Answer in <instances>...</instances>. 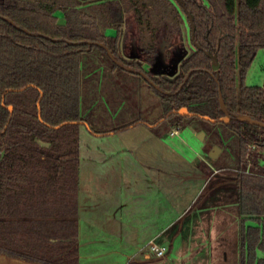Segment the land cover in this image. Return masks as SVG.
I'll use <instances>...</instances> for the list:
<instances>
[{"label":"trees","instance_id":"trees-1","mask_svg":"<svg viewBox=\"0 0 264 264\" xmlns=\"http://www.w3.org/2000/svg\"><path fill=\"white\" fill-rule=\"evenodd\" d=\"M181 1L195 25L192 49L179 13L161 8L159 0H0V252L42 264H79L80 126L88 82L82 55L94 47L108 55L83 44L95 42L147 75L165 121L205 130L225 147L239 172L241 264H264V129L222 123L219 103L221 89L232 117L264 122V85H245L264 48V0ZM125 15L149 71L121 58ZM208 53L218 56V82ZM166 60L173 76H158L156 66L165 68ZM183 108L188 115L179 114Z\"/></svg>","mask_w":264,"mask_h":264},{"label":"rangeland","instance_id":"rangeland-1","mask_svg":"<svg viewBox=\"0 0 264 264\" xmlns=\"http://www.w3.org/2000/svg\"><path fill=\"white\" fill-rule=\"evenodd\" d=\"M159 1L161 8L179 13L183 39L192 49L190 24L182 8L175 0ZM56 16L60 23L65 22L62 11H57ZM126 18L127 15L122 32H127L132 23V18L127 23ZM107 35L115 36L116 30H108ZM126 36V54L139 61L143 55L133 32ZM82 58L88 82L83 92L86 125L80 126V157L100 159L115 147L113 151H123L122 157L128 159L129 171L136 169L139 158V227L148 228L139 232V239L144 245L158 233L155 242L170 251L168 258L155 260L154 253L145 246L139 259L148 253L158 264H241L238 236L242 218L235 184L239 172L231 165L225 147L211 140L205 130L196 127L191 129L192 134L165 121L161 101L146 80L114 67L102 49L94 47ZM245 85H264V48L257 52ZM90 127L102 133L113 129L120 133L115 138H99ZM177 129L179 134L171 136L170 131ZM200 132L205 133L202 141ZM214 147L221 149L217 159L210 157ZM115 156L119 158L120 154Z\"/></svg>","mask_w":264,"mask_h":264},{"label":"crops","instance_id":"crops-1","mask_svg":"<svg viewBox=\"0 0 264 264\" xmlns=\"http://www.w3.org/2000/svg\"><path fill=\"white\" fill-rule=\"evenodd\" d=\"M189 131L194 134L193 130ZM91 132L99 138H115L120 133L116 129L105 133ZM114 148L111 147L110 152L104 153L100 159L80 157L77 197L79 264H143L154 261L148 253L139 259L145 246L158 237V233L152 235L144 245L139 239V232L148 229L139 227V158L135 161L136 169L129 171L128 159L121 154L123 151H113ZM117 154H120L119 158L115 156ZM217 175L216 171L214 176ZM169 255L170 251L166 257ZM0 264L42 263L0 252Z\"/></svg>","mask_w":264,"mask_h":264},{"label":"water","instance_id":"water-1","mask_svg":"<svg viewBox=\"0 0 264 264\" xmlns=\"http://www.w3.org/2000/svg\"><path fill=\"white\" fill-rule=\"evenodd\" d=\"M175 1L183 8L184 12L187 14V16H188V18L190 20V23H191L192 36L194 37L195 25H194V22H193V17L188 13L187 8L185 6V3L183 1H181V0H175ZM11 23L13 24V22H11ZM26 33H29V32L26 31ZM53 41L59 42V41H62V40L53 39ZM83 44H90V45L100 46V47L106 49L107 52H108L109 57L111 58V60H113V62L116 63L118 66L122 67L123 69H125V70H127V71H129V72H131L133 74H136V75L140 74V75L144 76L149 81V79L145 76V74L140 73V72H138V71H136L134 69H131L129 67H125L121 62H119L113 56V54L107 48L106 45L101 44V43H95V42H84ZM75 45H77V44H75ZM207 55L212 60V70L217 73V76H216L215 80L218 82L219 81V71H220V68H221L220 63H219V60H218V56H217V54H211V53H208ZM192 73L193 72H191L187 76V78L185 79L184 84L189 80V78L192 75ZM149 82H151V81H149ZM182 87L183 86H181V89H182ZM219 103H220V110L224 114V117L221 118V120H220L222 123H224V124H230L231 121L235 120V121H238V122H247V123H249L252 126H256V127H259V128L264 129V122H261L259 120H255V119H253L252 117H250L248 115H237L235 117H232L230 115V113H229V111L227 109V106L225 104V101L223 99V96H222V93H221V89H219ZM9 109H10L11 112L13 111V107H10ZM179 114L180 115H188L189 112H188L187 108H183V109H181L179 111ZM205 119L208 120V121L210 120V118H208V117H205ZM81 124L86 125L85 122H81ZM57 128H59V127H57ZM199 134H200L199 138L202 141L203 136L205 135V133L200 132ZM220 152H221V149L220 148L214 147L213 150H212V152L210 153V157L212 159H217L219 157Z\"/></svg>","mask_w":264,"mask_h":264},{"label":"flooded vegetation","instance_id":"flooded-vegetation-1","mask_svg":"<svg viewBox=\"0 0 264 264\" xmlns=\"http://www.w3.org/2000/svg\"><path fill=\"white\" fill-rule=\"evenodd\" d=\"M186 14V13H185ZM130 18L129 17H127L124 21H126V23L128 22V20H129ZM130 23V27L128 28V31L126 32H122V37H121V42H120V48H121V50H120V54H121V58L123 59V60H126L127 62H129V63H131V64H135L136 66H140L141 67V69H145V70H147V71H149V70H151L150 69V67L148 66V68H145V64H144V58H143V56H141V58L142 59H140L139 61H137L136 60V58H138V57H134V55H127L126 54V50H125V48L123 47V45H124V43H125V41H127L128 40V37L126 36V33L128 34L129 33V31H132L133 32V23H131V21L129 22ZM190 29H191V27H190ZM136 40V39H135ZM136 44H137V42H136ZM138 45V44H137ZM138 48H139V46H138ZM140 51V50H139ZM142 55H143V53H141ZM123 55V56H122ZM124 56H128L129 57V59L130 60H128L127 58H125ZM143 60V61H142ZM120 62V61H119ZM170 64V63H169ZM169 64H166L165 63V65L164 66H166L165 68H162V66L161 65H158V66H156V73L158 74V76H169V77H171V76H173L172 74H171V70L169 69ZM147 66V65H146ZM139 67V68H140ZM122 68V67H121ZM132 69V68H131ZM135 70V69H134ZM136 71H138V72H140V73H143V74H145L143 71H141V70H136ZM138 76H140V77H142L143 79H145L146 80V83L148 84H152V82H149L144 76H142V75H140V74H138ZM145 76L147 77V75L145 74ZM148 78V77H147ZM149 79V78H148ZM250 148H255V147H251V146H249Z\"/></svg>","mask_w":264,"mask_h":264},{"label":"built area","instance_id":"built-area-1","mask_svg":"<svg viewBox=\"0 0 264 264\" xmlns=\"http://www.w3.org/2000/svg\"><path fill=\"white\" fill-rule=\"evenodd\" d=\"M179 134V129L170 131L171 136H176ZM148 248L152 253H154L155 257L158 259L165 258L168 254L169 249L166 246L158 245L155 240H152L148 244Z\"/></svg>","mask_w":264,"mask_h":264}]
</instances>
